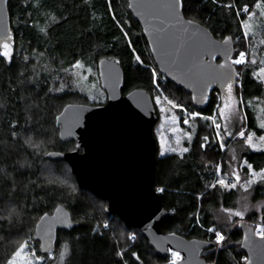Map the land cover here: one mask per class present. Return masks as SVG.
<instances>
[{
    "label": "trees",
    "instance_id": "trees-1",
    "mask_svg": "<svg viewBox=\"0 0 264 264\" xmlns=\"http://www.w3.org/2000/svg\"><path fill=\"white\" fill-rule=\"evenodd\" d=\"M182 3L185 17L204 25L219 39H233V58L240 51L248 53V63L241 70L234 66V93L244 107L243 127L261 134L264 130L257 125L252 102L261 100L264 124V86L255 75L264 67V0ZM243 8L253 12L252 24L246 28L248 45L242 24L246 18L240 14ZM8 9L11 38L6 43L11 51L5 56L0 47V264H8L20 244L32 239L40 216L51 213L57 205L69 211L76 225L58 231L54 259L37 247L45 264L166 262L167 257L158 256L138 229L127 227L117 215L105 213L106 201L87 189L80 190L64 160L44 158L48 151L74 147L72 140H59L55 127V116L65 104L106 102L89 101L84 93L64 86L61 77L80 63L99 79L97 62L103 56L120 63L123 94L143 88L151 95L163 86L170 99L201 116L194 121L187 151L162 156L156 151L154 186L168 211L161 230L212 242L213 246L201 254L208 264H245L239 225L227 229L218 225L214 216L222 206H232L236 195L233 189L212 185L217 163L227 164L211 121L216 117L218 100L222 101L220 94L213 91L208 106L198 109L188 92L160 75L127 0H8ZM241 157L255 171L264 170V150L244 147ZM257 190L256 196L261 198ZM216 231L224 237L219 247ZM132 232L134 242L128 239Z\"/></svg>",
    "mask_w": 264,
    "mask_h": 264
},
{
    "label": "water",
    "instance_id": "water-1",
    "mask_svg": "<svg viewBox=\"0 0 264 264\" xmlns=\"http://www.w3.org/2000/svg\"><path fill=\"white\" fill-rule=\"evenodd\" d=\"M127 3L142 28L158 72L188 92L194 107H207L213 91L222 93L236 81L233 39H219L204 25L185 17L182 0ZM161 23H166L167 35L159 31ZM10 26L8 0H0V47L11 38ZM97 74L106 102L65 104L55 116V127L59 140L74 141V148L48 151L44 158L64 160L80 190L87 189L106 201L105 213L117 215L127 227L138 229L158 256L166 258L173 250L181 254L176 264H208L201 254L213 246L212 242L164 233L160 228L168 211L154 186L157 144L153 129L158 114L150 93L135 88L123 94V70L114 57L100 58ZM73 222L62 205L41 215L33 233L41 253L51 254L58 231L72 229ZM238 225L245 264H264V235L257 236L244 220Z\"/></svg>",
    "mask_w": 264,
    "mask_h": 264
},
{
    "label": "rangeland",
    "instance_id": "rangeland-1",
    "mask_svg": "<svg viewBox=\"0 0 264 264\" xmlns=\"http://www.w3.org/2000/svg\"><path fill=\"white\" fill-rule=\"evenodd\" d=\"M244 9H247V11H244ZM241 13H244L246 18V21L242 24L245 29V40L248 45L246 28L252 24L253 12L248 10V8H243L240 11V14ZM4 45L2 48L3 53L6 51L9 54L11 47L7 44L8 47L5 49ZM241 53H244L245 62L241 64L233 63L236 67L239 65L240 70L248 63L246 60V58H248V53L240 51L237 57L232 58V61L238 59ZM150 69L155 73L152 67ZM255 75L264 86V67H260ZM61 78L63 79L64 86H70L84 93L91 102L106 99V95L100 87L99 79H97L96 74L91 68L89 69L86 66H82L80 63H76L73 69L64 73ZM150 96L152 97L154 106L159 115L153 129V134L157 143V155L162 156L172 153H184V149L188 148L193 139L196 123L194 121L201 117L200 114L191 112L186 106L177 104L170 99L164 91L163 86L162 88L156 87ZM218 101L219 106H217L216 117H213L211 121L215 127L217 143L220 149L227 155V164L224 167L221 163H217L215 179L212 185L223 187L226 191L233 189L236 191V195L233 202H231L232 206H222V208L215 210V220L218 225L222 224L226 226L227 229H230L232 226L234 227L240 220H244L254 227L255 223H264V170L255 171L242 159L241 151L244 147L253 151L264 150V132L256 134L253 131L245 129V126L243 127V123L244 125L246 123V116L241 100L235 97L231 100L226 98L222 101ZM173 105H175V107ZM225 105H227V107H225ZM252 107L256 113L258 127L264 130L261 100H254V102H252ZM190 114L198 115L194 120H190L188 124H185L184 120L188 118ZM217 123L221 126L219 129L216 128ZM241 131L244 132L243 137L239 134ZM218 132L222 139L217 136ZM236 140L242 141V145L237 144ZM237 176L239 177V183H237ZM220 179H224L229 185L236 184V186L230 187L221 185L218 183ZM258 188L263 195L261 196L262 199L256 196ZM237 213H239V215H237ZM258 218H260L259 221L256 220ZM219 232L223 235L221 231ZM34 241L36 240L32 237L31 240L27 239L22 242L17 250L14 251L8 264H10V262L11 264H45L46 261L44 257L37 253V247H39V245ZM21 248H23V253L19 257H16L15 253ZM55 255L56 253L49 254L48 258L54 259Z\"/></svg>",
    "mask_w": 264,
    "mask_h": 264
},
{
    "label": "snow or ice",
    "instance_id": "snow-or-ice-1",
    "mask_svg": "<svg viewBox=\"0 0 264 264\" xmlns=\"http://www.w3.org/2000/svg\"><path fill=\"white\" fill-rule=\"evenodd\" d=\"M244 11H247V9H244ZM159 31H160L161 33H164L165 35H167V31H166V23H161V24L159 25ZM7 47H8L7 44H5V45H4V48L7 49ZM177 51H179V49H177ZM3 55L7 56L8 53L5 51V52L3 53ZM173 62L177 63L178 65H179L180 63H182V61H180V60H174ZM244 62H245V60H244V53H241V54H240V57H239L238 59H235V60L232 61V63H234V64H241V63H244ZM185 67H187V65H185ZM201 67H210V65H201ZM221 67H224V66L221 65ZM189 70H191V69H189ZM229 79H230V77H229ZM231 91H232V84L229 83V84H228V92L231 93ZM173 106L175 107V105H173ZM225 107H227V105H225ZM197 115H198V114H190L189 117L186 118V119L184 120V123H185V124H188L189 121H190V120H194V119L196 118ZM220 127H221L220 124L217 123V124H216V128L219 129ZM239 134H240L241 137L244 136V132H243V131H241ZM217 136H218L219 138L222 139V137H220L219 132L217 133ZM205 140H207V137H205ZM202 146H203V145H202ZM222 146H223V145H222ZM184 151H187V149L185 148ZM236 179H237V183H239V177H238V176H237ZM218 183L221 184V185H224V186H230V187H235V186H236V184H230V185L227 184V182H226L224 179H220V180L218 181ZM237 215H239V213H237ZM209 230L212 231V229H209ZM215 235H216V242H217L218 244H219L221 241H223L224 237H223V235H221V233H220L219 231H216ZM262 235H264V234H262ZM22 253H23V248H21L20 250H18V251L15 253V256H16V257H19ZM173 257H175V258L178 259V256H177L176 253H173ZM10 264H11V262H10ZM173 264H175V259L173 260Z\"/></svg>",
    "mask_w": 264,
    "mask_h": 264
},
{
    "label": "built area",
    "instance_id": "built-area-1",
    "mask_svg": "<svg viewBox=\"0 0 264 264\" xmlns=\"http://www.w3.org/2000/svg\"><path fill=\"white\" fill-rule=\"evenodd\" d=\"M254 232L257 236H263L262 234H264V223H255L254 224ZM216 232H214L215 234ZM128 239L130 240V242H134L135 241V234L132 232L128 235ZM224 240V239H223ZM215 241H216V235H215ZM223 241H221L219 244L217 243L218 247L220 246V244H222ZM173 253H176L178 256V259L173 257ZM167 259L165 264H173V260L175 259V264L181 259V254L173 251V250H169L168 254H167Z\"/></svg>",
    "mask_w": 264,
    "mask_h": 264
},
{
    "label": "flooded vegetation",
    "instance_id": "flooded-vegetation-1",
    "mask_svg": "<svg viewBox=\"0 0 264 264\" xmlns=\"http://www.w3.org/2000/svg\"><path fill=\"white\" fill-rule=\"evenodd\" d=\"M235 83H236V81L234 82V83H231L232 84V91H231V93H229L228 92V86L224 89V91L222 92V93H220L219 91H217L219 94H220V96L222 97V100L223 99H233V98H235L236 97V94L234 93L235 92ZM215 92V91H214Z\"/></svg>",
    "mask_w": 264,
    "mask_h": 264
}]
</instances>
